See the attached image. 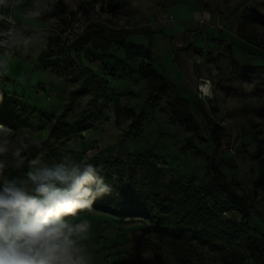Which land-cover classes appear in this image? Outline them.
Returning a JSON list of instances; mask_svg holds the SVG:
<instances>
[{
  "label": "rangeland",
  "instance_id": "1",
  "mask_svg": "<svg viewBox=\"0 0 264 264\" xmlns=\"http://www.w3.org/2000/svg\"><path fill=\"white\" fill-rule=\"evenodd\" d=\"M55 1L40 0L43 5ZM63 1L68 11L75 12L63 34L69 43L88 20L104 21L116 28L139 30L126 37L127 43L135 44V56L132 60L126 59L124 49L116 46L104 51H95L90 46H72L70 52L74 60L87 68L79 69L72 64L64 71L42 69L36 64L40 51L46 46V39L37 36L39 44L17 50L9 75L0 80V92L18 99L32 113L30 125L16 131L6 127L12 130L13 136L25 135L30 143L43 140L50 124L68 102L69 91L80 85L92 70L104 82L105 88L99 93L77 97L72 114L79 116L90 112L99 118L91 120L88 128L61 145L63 156L70 155L77 161L101 166L121 154L124 174L129 169L136 171V190L149 197L155 193L164 195L167 182L180 179L190 184L197 196L211 205L213 197L204 196L202 190L211 176L207 163L213 148L203 114L193 103L178 101L171 90H154L151 100H147V78L136 68L145 57V48L150 41L155 69L176 84L182 97L202 102L223 125L222 148L217 154L221 168L229 179L237 180L238 189H252L258 176V162L253 158L257 149L256 135L264 137V116H257L253 110L264 99V85L241 81L227 59L230 52L223 45L201 35L194 39V49L177 50L171 46L169 35L174 36L175 45L180 47L185 30L201 29L216 38L235 43L238 47L231 54L238 64L261 63L248 58L244 51L264 54V50L255 44L264 39V21L248 17L244 23L242 19L249 13L252 15L254 10L264 14V0H118L114 10L107 5V0ZM31 4L32 0H24L23 7ZM17 19L25 29L57 25L48 14L32 20L17 13ZM144 28L163 33L143 34L140 31ZM241 35H247L253 42L246 41ZM54 53L61 56L66 50L55 48ZM21 73L29 75L25 86L19 85L15 79ZM199 83L210 86L208 96L200 93ZM126 109L141 111L143 120L137 129H132L134 137L129 136L120 142L122 132L129 129L131 122V117L125 114ZM172 112H191L199 122L200 134L193 135L180 123L171 122L169 114ZM140 155L153 166L138 164L135 157ZM153 175L159 176V183L151 192L147 177ZM140 181L143 187L139 186ZM107 197L112 199L114 193ZM253 202L264 212L263 193L257 192ZM149 206L155 210L152 204ZM80 215L91 221V238L87 243L93 253V264H176L166 241L146 232L145 221L141 218L118 222L116 217L99 212ZM239 222V209L234 207L217 211L206 224L199 223L197 227L218 233L212 244L228 250L239 242L246 230L236 228ZM248 227V233H264V224L258 216L251 215ZM196 249L207 262H220L218 250L199 244Z\"/></svg>",
  "mask_w": 264,
  "mask_h": 264
},
{
  "label": "trees",
  "instance_id": "2",
  "mask_svg": "<svg viewBox=\"0 0 264 264\" xmlns=\"http://www.w3.org/2000/svg\"><path fill=\"white\" fill-rule=\"evenodd\" d=\"M115 1L107 0L106 3L115 9ZM55 11L48 14L52 17L57 25L54 27H43L25 29L26 34L37 33L41 36L40 29H51L58 32L59 35L46 39V46L40 51L37 60V67L42 69H51L53 71H64L72 64L76 68H87L75 61L71 55L72 46L82 48L90 46L95 51L108 50L111 46L124 49L125 57L132 60L135 56V44L126 42V37L130 33L139 32L132 27L116 28L104 21L88 20L83 28L76 33V36L69 43L67 37H63L66 27L75 17L74 11H68L63 0H56L54 3ZM248 17L258 18L264 21V14L254 10L252 15H244L242 22H246ZM7 27V26H5ZM143 34H152L154 32L163 33L161 30L144 28L140 31ZM203 35L205 39L213 40L216 44H221L228 49L227 59L232 67L235 68V74L241 81L253 84L264 85V54L249 53L244 51L248 58L262 61L261 63L238 64L231 52L238 46L226 39H219L210 33L201 29H187L184 31V41L180 47L174 43V36L169 35L170 44L177 50L195 48L194 39ZM248 42H253L247 35H241ZM259 48L264 50V39L255 42ZM65 49L66 54L61 56L54 53V49ZM136 71L146 77V88L148 89L147 100H151L154 90L166 91L171 90L177 97L178 101L191 102L196 109L203 114L209 139L213 144L211 155L208 158L207 168L211 172L210 179L203 187V195L213 197L211 205H207L202 197L197 196L190 184L180 179H170L166 184L164 195L159 193L151 197L136 190L137 179L136 171L129 169L124 174L122 167L124 161L122 155L117 154L108 159L103 166L101 174L105 176L107 183H113L112 177L115 175L114 197L111 199L107 196L98 199L91 212H99L116 217L118 222H128L141 218L145 221L144 230L153 233L164 239L171 249V254L176 264H264V233H248V220L251 215L258 216L264 224V212L258 209L253 202L257 192L264 194V137L256 135L257 149L253 154L258 162V176L253 182L250 190L238 189L237 180L229 179L225 171L217 161V154L222 148L224 127L220 121L216 120L204 107L200 101H191L184 98L177 90L176 84L162 72H158L152 64V50L150 41L145 48V57L137 63ZM105 88L104 82L97 75L89 70L88 75L83 79L80 85L69 91V100L57 115L54 122L50 124L48 133L43 140L31 142L32 147L25 155L31 159L38 155L48 162L59 161L63 156L61 145L73 136L80 134L90 126L91 120H97L98 115L92 113L74 116L72 114L75 99L80 96L91 93H99ZM0 124L16 131L21 127H26L32 122V113L23 106L18 99L7 96L0 92ZM208 100V98H207ZM156 102V101H155ZM152 102V106H155ZM253 112L257 116H264V99L259 101L258 107ZM125 114L131 117L129 129L122 132L120 142H123L129 136L134 137L132 129H137L143 120V113L135 112L132 109H126ZM171 122H178L187 132L193 135H199L201 132L199 122L191 112L170 113ZM259 132V130H257ZM135 161L141 166L150 165L147 158L143 155L136 156ZM27 165L22 169H16L9 166L5 169L4 175L0 176V182L4 179L21 177L26 173ZM159 176L153 175L147 177V186L151 192L157 188ZM139 186L143 187L142 181ZM152 204L153 210L149 205ZM238 208L240 213V222L236 226L245 228V232L240 236L237 244L226 250L224 247H217L212 244L218 233L209 228H198V224H206L210 216H215L217 211L230 210ZM87 212V211H86ZM85 213V212H83ZM81 213V214H83ZM196 244L204 245L209 249L218 250L220 262H207L205 258L197 251ZM167 264V263H162Z\"/></svg>",
  "mask_w": 264,
  "mask_h": 264
},
{
  "label": "clouds",
  "instance_id": "3",
  "mask_svg": "<svg viewBox=\"0 0 264 264\" xmlns=\"http://www.w3.org/2000/svg\"><path fill=\"white\" fill-rule=\"evenodd\" d=\"M0 0V80L10 73L19 49L39 44L40 39L59 35L51 29L26 34L17 13L32 20L55 11L54 4L32 0ZM25 86L29 75L15 77ZM2 99V96H0ZM0 125V176L9 166L27 171L22 177L0 182V264H93L91 221L81 213L90 212L98 199L110 196L117 177L107 183L103 166L77 161L64 155L49 163L40 156L29 159L25 153L32 144L25 135L13 136Z\"/></svg>",
  "mask_w": 264,
  "mask_h": 264
},
{
  "label": "built area",
  "instance_id": "4",
  "mask_svg": "<svg viewBox=\"0 0 264 264\" xmlns=\"http://www.w3.org/2000/svg\"><path fill=\"white\" fill-rule=\"evenodd\" d=\"M198 90L200 91V93L203 95V96H208V94L206 93V91L202 88V83H199L198 84ZM208 97H205V99H207Z\"/></svg>",
  "mask_w": 264,
  "mask_h": 264
},
{
  "label": "bare ground",
  "instance_id": "5",
  "mask_svg": "<svg viewBox=\"0 0 264 264\" xmlns=\"http://www.w3.org/2000/svg\"><path fill=\"white\" fill-rule=\"evenodd\" d=\"M202 87L204 88V90L206 91V93H210V86L208 84H203Z\"/></svg>",
  "mask_w": 264,
  "mask_h": 264
}]
</instances>
